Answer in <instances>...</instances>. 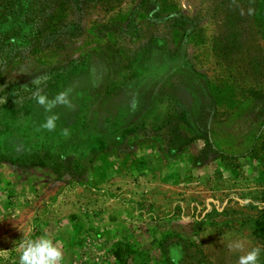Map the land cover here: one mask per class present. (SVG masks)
Masks as SVG:
<instances>
[{
	"label": "rangeland",
	"instance_id": "obj_1",
	"mask_svg": "<svg viewBox=\"0 0 264 264\" xmlns=\"http://www.w3.org/2000/svg\"><path fill=\"white\" fill-rule=\"evenodd\" d=\"M37 90H70L55 131ZM0 163L122 191L74 264H238L236 238L264 264L262 0H0Z\"/></svg>",
	"mask_w": 264,
	"mask_h": 264
},
{
	"label": "crops",
	"instance_id": "obj_2",
	"mask_svg": "<svg viewBox=\"0 0 264 264\" xmlns=\"http://www.w3.org/2000/svg\"><path fill=\"white\" fill-rule=\"evenodd\" d=\"M57 185L53 179L32 180L18 168L0 163V264H20L23 249L19 244L28 228L33 229L28 233L32 239L47 237L61 249L62 264H74L83 259L78 255L84 245L85 230L94 217L92 212L102 210V217L111 213L117 216L115 208L113 212L108 211L110 206H117L121 214L122 208L126 209L124 205H128L121 198L122 191L112 197L101 193L106 196L95 208L89 198L81 197L80 191L66 187L59 192ZM80 219L84 229H79Z\"/></svg>",
	"mask_w": 264,
	"mask_h": 264
},
{
	"label": "clouds",
	"instance_id": "obj_3",
	"mask_svg": "<svg viewBox=\"0 0 264 264\" xmlns=\"http://www.w3.org/2000/svg\"><path fill=\"white\" fill-rule=\"evenodd\" d=\"M35 102L41 106L45 113H49L46 121L41 124V128L47 131H55L57 129V121L59 116L54 113V109L58 106H71L70 90L59 93L53 98L42 91L37 90L33 95ZM67 135V130H65ZM33 231L32 228L25 230L23 239L20 241L19 247L23 249L20 256V264H62L63 252L53 241L47 237L32 239L28 233ZM250 242L245 238L231 239L228 244V250L234 253H243L239 255L238 264H260L262 249L261 247H251Z\"/></svg>",
	"mask_w": 264,
	"mask_h": 264
},
{
	"label": "trees",
	"instance_id": "obj_4",
	"mask_svg": "<svg viewBox=\"0 0 264 264\" xmlns=\"http://www.w3.org/2000/svg\"><path fill=\"white\" fill-rule=\"evenodd\" d=\"M23 2H25V0H12V3H14L16 5L17 4L20 5ZM262 3L264 4V0H262ZM10 21L11 20H8V21L6 20L4 23H8ZM20 24L24 25L22 22H20ZM33 32L30 34V36H31L30 37V41L31 42H34V37H37L38 39L40 38L41 39V41H40L41 43L44 41V39L48 40L49 37H52V36L46 35L45 33H42V32H39V31H37L35 34ZM40 166L43 167L42 164H40ZM44 167H46V166H44ZM257 227H258V233L260 234V236L262 238H264V219L258 221Z\"/></svg>",
	"mask_w": 264,
	"mask_h": 264
}]
</instances>
